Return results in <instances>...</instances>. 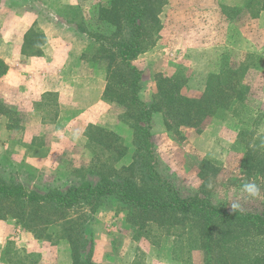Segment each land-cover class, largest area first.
Masks as SVG:
<instances>
[{
  "label": "rangeland",
  "instance_id": "1",
  "mask_svg": "<svg viewBox=\"0 0 264 264\" xmlns=\"http://www.w3.org/2000/svg\"><path fill=\"white\" fill-rule=\"evenodd\" d=\"M17 1L19 2L15 4L11 2V8L18 12L29 7V1L36 2V0ZM39 1L46 4L44 0ZM184 1L187 2L184 3L187 8L184 11L186 14L190 13L188 17L184 15L185 19L181 21L183 33L179 30L171 31L170 48L181 45L187 30L190 29L187 35L193 36L189 38V44L190 39L194 37L197 40L192 44L195 46V43H199L198 49L202 46L204 49L203 53L199 52L198 60L195 58L198 70L194 68L190 70L186 67L194 63L189 61L191 56L185 54L181 58L182 53L170 50L168 44L165 46L167 50L165 55L169 62L179 65L181 71L172 75L149 72L151 67L149 66V70L145 69V61L143 63L136 61L140 55L132 62L145 79L140 81L138 97L145 104H153L155 109H158V112L152 115L150 122L152 127L150 143L153 146L151 158L146 157L140 150V144L135 142L125 104L104 101L93 116V120H98L99 123L89 124L85 128L83 134L85 142L78 141V144L65 146L61 157L62 162L51 164L50 167L48 165L45 169L35 168L20 156H14L19 146L28 154L31 145L39 148L47 144L49 146L56 134L47 128L42 136H37L30 141L31 133L24 131L23 128L27 121L33 120L29 113H26L27 109L11 108L6 105L5 99L0 98V119L5 121L4 128L7 127L11 131L5 132L0 126V178L6 183L21 184L28 192L43 193L54 189L64 192L68 187L78 185L85 180L92 184L96 183L99 177L90 173L97 167H102L101 165L107 166L104 167V171L110 177L113 176L108 172L111 168L118 171L120 176L129 177V170L121 171L129 169L127 167L134 160L139 162L145 160L151 163L160 176L178 190L182 197L201 193L215 205L231 208L232 203H238L240 210L259 211L264 204V182L241 169L244 148L237 139L241 127L237 118L231 114H221L207 119L199 126L177 125L165 114L166 107L162 104L163 100L161 101V98L159 99L156 95V83L160 77L173 78L176 75L185 81L184 85H181L183 87L179 89L182 95L200 98L204 92L207 75L221 63L225 53H227V61L232 65L243 61L245 55H255L260 57L257 68L248 70L245 81L250 85L249 98L252 106L254 105V109L259 107L261 111H264V12L257 19H251L249 14L242 10L245 0ZM55 5L58 14L69 23L80 25L94 33L105 32L106 28L108 29L104 22L94 19L96 11L94 13L93 9L97 5L108 6L109 0H60ZM233 11L238 12L232 15L233 18H229L228 15ZM172 12L173 15L176 14V11ZM180 16L181 14L178 13L177 17ZM156 42L149 50L155 47ZM90 47L89 56L92 57V47ZM213 51H216L214 60L212 55H209ZM179 56L180 58L176 60ZM174 57H176L175 61H173ZM96 63L103 68L102 62L96 60ZM189 80L193 82L189 83ZM54 107L55 101L50 99L46 107L47 115L44 116L47 122L54 120L56 111ZM251 110L249 108L247 111ZM242 117L246 118V116ZM258 130L259 133L264 134V121L258 126ZM85 133L93 139L89 141ZM44 151L45 149L41 152L45 153ZM134 175H138V170L134 172ZM139 177L137 179H140ZM250 180L260 186L259 197H248L240 192V187ZM137 182L141 184V180ZM4 205L1 203V206ZM130 214L131 210L128 206L112 197L105 206L97 210L92 218H89L86 225L87 235L93 236L90 231L95 230L97 234L102 235L103 239H107L106 242L113 236L111 244H113L114 253H118L116 243L121 244L124 249L128 248L129 251V237H136L134 239L141 243V248H138L132 264H147L145 253L147 243L154 248L159 246V241L167 236L166 231L163 228L151 226L139 229L129 223ZM77 218L82 220L80 214ZM59 225H53L47 229L46 233L53 234L51 239H54V235L61 234ZM91 225H94L92 229ZM228 248L226 254L232 261V249L230 246ZM124 253V255H110L105 264H129V255L125 250ZM203 256L200 251L194 249L188 260H186L187 255L176 254V259L181 262L172 258L171 260L168 258L166 262L204 264ZM159 262L166 263L164 260ZM0 264H71L69 244L65 239L37 238L33 232L17 223L15 218L0 219Z\"/></svg>",
  "mask_w": 264,
  "mask_h": 264
},
{
  "label": "trees",
  "instance_id": "2",
  "mask_svg": "<svg viewBox=\"0 0 264 264\" xmlns=\"http://www.w3.org/2000/svg\"><path fill=\"white\" fill-rule=\"evenodd\" d=\"M166 3L167 0H109L108 6L97 5L93 9L94 19L107 25L105 32L94 33L77 25L91 41V59L104 64L103 101L125 104L135 142L148 158L153 152L151 117L158 109L138 97L141 71L132 62L157 41L161 30L159 14ZM243 9L251 19H257L264 12V0H245ZM235 12L238 11L228 17L233 18ZM226 58L227 53L207 75L200 98L182 95L179 89L185 81L176 75L160 77L156 95L163 100L165 114L177 125L195 127L221 114L236 117L241 126L237 139L244 148L241 169L264 182V134L258 130L264 121V111L252 106L250 85L245 81L248 70L257 68L260 57L245 55L243 61L234 65ZM5 73L6 66L0 61V77ZM249 108L252 110L247 111ZM85 136L89 141L93 139L88 133ZM101 166L90 173L99 177L96 183L85 180L64 192L59 189L28 192L21 184L6 183L0 178V206L5 204L0 207V219L15 218L37 238L65 239L71 264H94V240L87 235L86 225L114 197L131 210L129 223L133 226L165 229L166 238H172L170 260L181 262L176 254L187 255L188 260L197 249L204 255V264H264V204L259 211H244L215 205L201 193L182 197L145 160H134L129 169L121 171L129 170V177L120 176L113 168L108 171L113 175L110 177L104 171L107 166ZM79 214L82 220L77 218ZM57 224L61 234L51 239L53 234L46 231ZM229 246L232 261L226 254Z\"/></svg>",
  "mask_w": 264,
  "mask_h": 264
},
{
  "label": "crops",
  "instance_id": "3",
  "mask_svg": "<svg viewBox=\"0 0 264 264\" xmlns=\"http://www.w3.org/2000/svg\"><path fill=\"white\" fill-rule=\"evenodd\" d=\"M44 1L46 4L39 0L35 3L29 1V7L23 6L25 8L18 12L11 8V2L15 4L19 1L0 0V61L6 66V73L0 77V98L5 99L6 105L11 108L27 109L26 113H29L33 120L27 121L23 128L24 131L31 133L30 141L42 136L47 128L56 134L49 146L47 144L39 148L31 145L28 154L19 146L14 156H20L35 168L42 169L62 162L65 146L78 144V141L85 142L83 137L85 128L89 124L99 123L98 120H93V116L97 108L104 103L103 93L106 86L103 68L89 56L90 39L75 24L69 23L58 14L55 3H59L60 0ZM184 3L187 2L167 0L162 7L159 14L161 30L157 44L136 60L138 63L145 61V69L149 70V66L151 67L149 72L172 75L182 70L179 65L168 61L165 46L168 44L170 48L171 31L179 30L183 33L181 21L185 19L184 15L188 17L190 13L186 14L184 11L187 9ZM173 10L176 11L175 15ZM178 13L181 14L180 17H177ZM189 31L190 29L187 30V34ZM187 34L181 45H174L170 50L181 52V58L185 54L191 56L189 61L194 63L186 67L198 70L195 58L198 60L199 52L203 53L204 49L203 46L198 49L199 43H195V46L192 44L197 38L192 37L189 44V38L193 35ZM210 54L214 60L216 51ZM179 58L180 56L176 60ZM192 80L188 82L192 83ZM141 81H145L142 76ZM50 99H54L56 111L54 120L47 122L44 116L47 115L46 107ZM0 126L5 132H11L9 128H4V119H0ZM44 149L45 153H42ZM92 226L94 225H91V229ZM90 232L94 240L92 252L94 264H105L110 255H124V250L129 255V264H132L138 248H141V243L130 236L129 251L128 248L124 249L121 244L116 243L115 246L118 248L116 254L111 244L113 236L106 242L107 239H103L95 230L94 233ZM171 244L172 238L166 237H163L159 246L155 248L147 243L145 251L147 264H163L159 262L160 260L166 262L171 255Z\"/></svg>",
  "mask_w": 264,
  "mask_h": 264
},
{
  "label": "clouds",
  "instance_id": "4",
  "mask_svg": "<svg viewBox=\"0 0 264 264\" xmlns=\"http://www.w3.org/2000/svg\"><path fill=\"white\" fill-rule=\"evenodd\" d=\"M240 192L248 197H259L261 194V188L255 181H247L240 187ZM231 208L233 210L239 207L238 203H232Z\"/></svg>",
  "mask_w": 264,
  "mask_h": 264
}]
</instances>
